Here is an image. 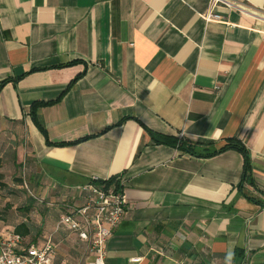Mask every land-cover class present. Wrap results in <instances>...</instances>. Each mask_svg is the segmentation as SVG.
Here are the masks:
<instances>
[{
  "label": "crops",
  "instance_id": "crops-1",
  "mask_svg": "<svg viewBox=\"0 0 264 264\" xmlns=\"http://www.w3.org/2000/svg\"><path fill=\"white\" fill-rule=\"evenodd\" d=\"M264 11V0H236ZM210 0H0V234L49 236L76 185L122 178L106 264H264V22ZM77 77L75 83H69ZM40 130L30 115L35 102ZM239 139L209 158L155 143ZM249 195L251 200L247 196ZM136 258V260H135ZM245 261V263H244Z\"/></svg>",
  "mask_w": 264,
  "mask_h": 264
},
{
  "label": "built area",
  "instance_id": "built-area-1",
  "mask_svg": "<svg viewBox=\"0 0 264 264\" xmlns=\"http://www.w3.org/2000/svg\"><path fill=\"white\" fill-rule=\"evenodd\" d=\"M217 3L264 22V11H257L236 0H210L205 20L221 18L212 12ZM123 186L122 178L114 179L110 184L91 178L89 182L75 187L79 204L63 203L65 210L59 215L56 231L64 230L85 244L90 255L87 264H106L107 240L122 220L127 207ZM55 248L51 236L40 245L24 246L20 235L13 232L0 234V264H53Z\"/></svg>",
  "mask_w": 264,
  "mask_h": 264
},
{
  "label": "trees",
  "instance_id": "trees-1",
  "mask_svg": "<svg viewBox=\"0 0 264 264\" xmlns=\"http://www.w3.org/2000/svg\"><path fill=\"white\" fill-rule=\"evenodd\" d=\"M76 80H77V77H75L69 83L67 88L72 86ZM7 81L8 80H4L0 83V89ZM59 99L60 98H58L54 101H48V102L38 101V102H35L31 105L30 115L40 130L43 131V128L40 126V124L38 123V120H37V114H36L37 108L40 106L52 104L53 102H56ZM149 132L151 134L153 142L159 143V144H167V145L177 147L182 152H186V153L193 155V156H196V157L209 158V157L217 155L221 152H224L228 149H234V150L238 151L239 153H241V155L243 156L241 179H240V182L238 184V189L241 192H244L243 189H244L245 184H250V185L254 184V180H253V176H252V167H251L250 155H249V152L246 149V147L243 145V143L239 139L230 138V139H227L225 141V143L222 144L221 146L215 147L213 145V143L191 142V141H187V140L177 141L175 138L170 137V136L161 135V134L154 133L151 131H149ZM112 181H114V179L110 178V179L105 180L104 182H106L107 184H110ZM85 182H89V180H86ZM246 196L249 199L254 201V199L251 198L249 195L246 194ZM20 227L21 226H18L15 229V231H13V233H16V234L21 236L22 233H21Z\"/></svg>",
  "mask_w": 264,
  "mask_h": 264
}]
</instances>
